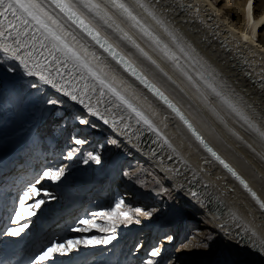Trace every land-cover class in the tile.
<instances>
[{
    "label": "bare ground",
    "instance_id": "1",
    "mask_svg": "<svg viewBox=\"0 0 264 264\" xmlns=\"http://www.w3.org/2000/svg\"><path fill=\"white\" fill-rule=\"evenodd\" d=\"M223 1L159 0L157 3V0H145L146 3L154 5L157 16L164 20L170 30L181 38L182 42L185 44L191 43L200 56L208 61L221 73L222 78L231 84L239 97H243L241 106L252 120L264 130V33H260L264 30V0H231L225 8H220ZM45 3H47V0H45ZM229 9L232 11L229 12ZM141 18L146 23L151 24V21L146 17L141 16ZM121 26L137 39V42L145 48V51L152 55L175 81L174 84L171 82L162 83L159 80L154 82L169 96V99L177 103V107L181 109L212 148L244 178L261 199H264V140H261L238 117L222 106L197 80L201 90L209 98V104L205 105L196 89L173 68L171 63L165 62L148 48L135 34L134 30L128 28L126 24ZM156 31L163 40L167 41V37L163 36L158 29ZM118 50L123 51L125 55L128 51H131L127 48H118ZM97 51L102 50L97 49ZM177 54L179 55V53ZM3 56L4 53L0 52L1 59H3ZM108 62L117 70V83L122 90L126 85L120 83L121 79L127 80L136 87L138 98L133 99V103L144 111L161 135L172 144L176 151L173 152L162 139L158 138L155 133L148 131L142 123L137 124L134 116L129 119V114L125 109L116 108L109 104L107 96L102 98L93 96L91 103L110 121L114 118L118 122L116 130H113L110 124L106 125L102 120L88 115L87 110L80 105L68 102L66 106L78 113H84L87 119L97 127L106 133L110 132L113 137L117 138V142L119 141L125 150L123 157L134 156L140 159L143 166L160 175L162 177L161 184L170 187L180 205L199 211L201 219L205 221L207 227H213L219 235L218 238L225 240L233 250L235 255L233 264H264V256L249 248L238 246L235 238L225 236L224 232L219 229L222 221L217 220L210 212V210L214 211L216 208H219L220 212L223 213H227L230 209L236 211L245 220L252 222L257 231L264 235V216L261 215L255 202L252 201L248 193L231 174L203 150L170 109L153 97L147 89L134 81L127 73L123 72V69L119 65H115L110 57ZM179 62L195 80L196 69L187 66L182 57ZM8 65L16 68L17 75L22 77L26 85L35 84L37 86L36 88H29L24 95L35 93L36 96L44 95L66 100L50 86L44 85L38 78L24 75V70L18 63L5 62V66ZM55 71L56 67L53 66V72L55 73ZM61 71L65 73L67 79V70L61 69ZM17 103H19L18 100ZM21 105L17 113L6 109L3 112L4 117L0 120V177L4 175L0 179V183H5V186L11 190L7 193H0V215L5 217H9L14 212V199L17 189L28 185L27 181L36 175L34 174L35 170L29 172L30 164L28 162L22 165L23 160H19L12 171H10V168L13 163L11 165L10 163L16 160L17 157L19 159L25 148L30 150L29 155L25 157L28 159L34 158L32 153L33 150L36 152V147L41 146L42 149V137L38 130L42 117L49 113L41 114L38 106L23 102V99ZM212 108L223 118L222 121L210 110ZM106 109L111 110L107 111ZM125 125H127L126 128ZM121 129H123V132H121ZM50 146L53 145L50 144ZM44 161L45 159L39 160L38 167H36L37 171ZM15 170L20 171L16 172ZM15 173H18V175L16 176ZM101 176L113 177L111 169L105 168L99 178ZM108 181L95 182L90 187L91 190L84 187L76 193L65 191L55 195L58 198L55 201L56 206L61 207L62 204L64 205L61 215H57L55 218L51 217V220H56L63 216L56 229L59 232H55V236H61L64 230L82 216V207L88 197L92 195V189L93 191H99L96 193V195H99L105 193L102 189L109 190L112 187L110 184H106ZM37 185H43L44 187L46 179ZM13 190L16 191L13 193ZM191 191H196L200 195L207 208L202 207L198 201L191 197ZM152 192V195L157 197L158 192L156 190ZM31 201H24L25 210L21 208V200L20 202L17 201L20 216L14 219L17 220V223L12 222L10 224L13 227L12 229L14 227L16 229L26 221L35 218L34 215H30L32 211L26 206ZM221 203L223 207H220ZM102 205L104 204L99 205L98 203L96 208ZM180 208H172L163 219L153 223L155 230H149L147 233L149 240L150 238L157 239L159 244H155L154 248L159 249V257L161 258L165 257L167 259L170 257L171 247L169 245L171 242L168 241L167 237L172 234L171 229L177 227L175 215ZM10 225L6 223V219L0 218V230L5 229L7 226L10 227ZM53 228H49L50 230L46 232L36 231L35 239H31L24 244L26 246L25 250L31 252L35 248L34 242L41 244L42 240H46V237L50 235ZM236 231L240 230L236 229ZM24 238L22 232L19 236L4 237L0 242V256L7 246L12 247L18 244V248H11V251H8L9 253L6 251L5 257L9 260L10 256L18 253L17 250L23 245L20 243ZM127 239L124 237V239L118 241L113 249L124 245ZM6 240L7 242H5ZM88 248V246L85 247L79 244V250H77V246H74L72 251L65 256L68 258L62 259L61 264L107 263V261L100 262L99 259L102 257L98 255L94 256L97 260L83 255V253L88 252ZM140 250L144 251V248L138 249V251ZM176 254L178 259L180 257L178 256L179 253L176 252ZM138 256L140 257V255ZM25 258L26 261L23 264H28L30 256H26V252L21 254V257L13 264H21Z\"/></svg>",
    "mask_w": 264,
    "mask_h": 264
},
{
    "label": "snow or ice",
    "instance_id": "2",
    "mask_svg": "<svg viewBox=\"0 0 264 264\" xmlns=\"http://www.w3.org/2000/svg\"><path fill=\"white\" fill-rule=\"evenodd\" d=\"M158 2L159 0H157ZM141 16L150 20L151 24L146 23ZM122 24H126L128 28L134 30L140 40L162 60L171 63L173 68L196 89L205 105L209 104V98L201 90L200 84H203L204 88L231 114L238 117L248 129L264 140V130L252 120L241 106L243 97H239L231 84L200 56L191 43L182 42L181 38L170 30L164 20L157 16L154 5L146 3L145 0H47V3L45 0H0V52L4 53L3 59L0 60V92L7 91L12 101H16L20 98V94L24 93L26 86L22 77L17 75L16 68L11 65L5 66L7 61L18 63L23 68L24 75L38 78L44 85L50 86L56 93L66 98V100H61L58 97L26 93L22 98L23 102L38 106L41 114L55 112L65 125L77 124L95 128L96 125L84 115L66 108V104L72 102L86 109L88 115L102 120L106 125L110 124L113 130H116L118 122L114 118L110 121L91 103L93 96L101 98L107 96L109 104L125 109L129 114V119L134 116L137 124L142 123L148 131L155 133L175 152L176 149L161 135L152 120L133 103V99L138 98L136 87L124 79H121L120 83L126 87L122 90L118 86V72L108 62L110 57L115 65H119L123 72L147 89L153 97L175 114V117L187 128V131L203 150L239 182L258 206L261 215L264 216V199H261L249 187L248 183L213 150L192 122L177 107V103L169 99V96L154 82L159 80L162 83H175L168 72L161 67V64L145 51L137 39L121 26ZM156 29L167 37V41L161 38ZM118 48H127L131 51L125 55ZM97 49L102 51L98 52ZM181 57L187 66L196 69L195 80L180 64ZM53 66L56 67L55 73ZM61 69L67 70V79ZM197 80L200 84L197 83ZM27 87L36 88L37 86L29 84ZM58 109L63 110L58 111ZM106 110L110 111L111 109ZM210 110L222 121L223 118L214 108ZM124 127L126 128L127 125ZM73 142L75 145L83 146L87 140L74 137ZM108 142L119 146L115 139H109ZM75 151L76 149L70 150L67 158L70 159ZM89 160L97 165L101 163L100 155L96 153H88L84 162L88 163ZM64 176L63 168L45 170L41 174V177L54 183L60 182ZM39 182L40 177L36 180L37 184ZM40 195V189L32 187L21 200L22 210H25L24 201L32 200L33 196L39 197ZM43 195L49 199H55L47 191ZM190 195L202 207L207 208L196 191H191ZM44 203L43 199H36L27 207L39 209ZM121 204L122 202L118 203L116 207L119 208ZM220 207H223L222 203ZM210 212L217 220L222 221L219 229L224 232L225 236L235 238L238 246L249 248L264 256V235L257 231L252 222L245 220L238 212L231 209L227 213L220 212L219 208L214 211L210 210ZM30 215H35V212ZM100 215H108L111 218V214ZM121 215L125 218L128 217L127 213H121ZM16 216L19 217L20 213L17 212ZM13 223H17V220H13ZM79 225L82 227L70 226L68 230L86 232L91 227H96L94 221L85 219L79 220ZM27 227L28 224L25 223L16 229H8L3 235L19 236L21 230ZM236 229L240 231H236ZM111 231H115V229L113 228ZM115 238V236H109L105 240L93 238L83 242L53 239L30 260L29 264H45V262L55 264L57 256H67L74 246H77V250H79L80 243L87 247L89 244H108ZM167 239L171 240L172 237L169 236ZM202 246L207 248L209 245L203 243ZM150 255L152 257L159 256V249H152ZM0 264H6V262L0 259ZM145 264H155V262L147 260ZM221 264H228V262L223 261Z\"/></svg>",
    "mask_w": 264,
    "mask_h": 264
},
{
    "label": "rangeland",
    "instance_id": "3",
    "mask_svg": "<svg viewBox=\"0 0 264 264\" xmlns=\"http://www.w3.org/2000/svg\"><path fill=\"white\" fill-rule=\"evenodd\" d=\"M230 2L231 0H224L220 8H225ZM228 11L230 12L232 10L229 9ZM260 33H264V30ZM0 60L2 59L0 58ZM25 86L24 93L29 89L26 84ZM24 93L20 94V98L17 99L19 103H17V100L13 102L8 98L9 94L6 91L0 92V120L4 117L3 112L6 109L12 110L13 113L18 112L22 106L21 100ZM66 108L76 112L67 106ZM62 110L63 109H58V111ZM79 114L87 118L84 113ZM38 132L41 134L43 149L46 151V157H38V162L40 159H45V161L38 171H36V164L31 161V158L28 159V161L22 162V165L28 162L30 164L29 172L35 170L36 172L34 174L36 175L27 181L28 185H24L17 189V194L14 199V212L9 217L7 216L8 218L3 215H0V218L6 219V223L10 225L17 217L16 213L19 208L17 201L20 202V200L29 193L32 187L40 189L41 195L39 197L33 196L32 201L28 204L30 205L33 200L36 199H43L45 203L42 204L39 209L28 207L32 212H35V218L28 222L26 221L25 223L28 224V227L21 230L25 238L22 239L20 243L23 245L17 250L18 253L10 256L9 260L8 258L5 259L6 251L9 253L11 248H18V244L12 247L7 246L6 250L3 251L0 259L3 256L4 259L2 260H4L6 264H13L21 254L26 252V246H24V244L28 243L31 239H35L36 231L46 232L53 227L52 231H50V235L46 237V240H42L41 244L33 241L35 247L33 248L34 252H27L26 256L30 254V256L34 258L35 255L53 239L58 241L75 240L83 242L90 241L93 238L96 240H105L109 236H115L116 238L108 244L88 245V252L83 253V255L88 256V258H95L94 256L98 255L102 257L99 261H107L106 264H145L147 260H153L155 264H221L223 261H227L228 264L234 263L235 255L231 247L227 245L225 240L218 238L219 235L213 227H207L205 221L201 219L199 211L194 208H187L180 205L170 187L166 184H161L162 177L153 173L146 166H143L140 159L134 156L123 157L125 153L122 147L123 145H120L119 141V146L108 142L109 139L117 140L110 132L106 133L97 126L92 128L77 124L65 125L55 112H49L42 117ZM74 137L86 139L87 143L83 146L75 145L73 142ZM50 144L53 146H50ZM39 148L41 149V146L35 148L36 152ZM72 149H76V151L69 159L67 157L69 151ZM24 150V152L30 153L29 149L25 148ZM88 153L99 154L101 163L97 165L91 160L85 163L84 161L87 159ZM16 159H18V157ZM14 161L15 160H13L10 165L14 163ZM57 168H63L65 171V176L62 177L60 182H50L46 178L41 177L43 171ZM105 168L111 169L113 177L101 176V178H99V175L103 173ZM12 170H14L13 164L10 168V171ZM15 171L18 172L20 170ZM125 173H127V175H125ZM3 176L4 175H2L0 179L3 178ZM38 177H40V182L46 179V185L44 187L43 185H37L36 180ZM107 180L109 181L106 184H110L112 187L109 190L102 189L105 193L99 195H96L99 191H93L92 189V195L85 201L84 208L82 207V216L70 225L82 227L79 225V220L85 219L94 221L96 227H91L90 230L86 232H73L69 231L67 228L63 231L61 235L62 238H60L61 236H55L54 233L59 232L56 229L59 222L63 219V216H60L56 220H51V217L55 218L57 215H61L64 207L63 204L61 207L56 206L55 201L58 198L55 195L65 191L76 193L84 187H88L91 190L90 187L95 182ZM153 190L158 192L157 197L152 195ZM9 191L11 190L9 187L5 186V183H0V193H7ZM15 191L16 190H13V193ZM45 191L50 193L55 199H49V197L44 196L43 193ZM120 202H122V204L117 208L116 205ZM98 203L99 205L101 203L104 205L96 208V204ZM28 204H26V206H28ZM176 207L181 208L175 215L177 227L171 229L172 234L170 237H172V239H168V241L171 242L169 245L171 247L170 257L167 259L165 257H159L160 255L152 257L150 252L154 249L155 244L159 243L155 238H150L149 240L147 238V233L149 230H155L153 223L163 219L172 208ZM137 209L140 211L137 212ZM121 213H127L128 217L125 218ZM100 214H111V218H109L108 215ZM12 228V225H10V227L7 226L5 229H1L0 239L6 237L7 235H3V233ZM113 228L115 231H111ZM154 234L155 231L152 235L154 236ZM124 237L128 238L126 243L113 249V246L117 244L118 241L124 239ZM209 237H211V239H209ZM5 242H7V240ZM203 243H207L209 246L204 248L202 246ZM80 244L83 245V243ZM140 248H144V251H138ZM155 249L157 248L155 247ZM176 252H178V256H180L178 259L176 257ZM33 253L35 254L33 255ZM138 255H140V257ZM67 258L68 257L65 256H57L55 264H61L62 259ZM45 264H50V262H45Z\"/></svg>",
    "mask_w": 264,
    "mask_h": 264
},
{
    "label": "water",
    "instance_id": "4",
    "mask_svg": "<svg viewBox=\"0 0 264 264\" xmlns=\"http://www.w3.org/2000/svg\"><path fill=\"white\" fill-rule=\"evenodd\" d=\"M222 158V157H221ZM223 159V158H222ZM224 160V159H223ZM225 161V160H224ZM226 162V161H225ZM227 163V162H226ZM229 164V163H228ZM230 165V164H229ZM231 166V165H230ZM232 167V166H231ZM233 168V167H232ZM234 169V168H233ZM235 170V169H234ZM236 171V170H235ZM237 172V171H236ZM238 173V172H237ZM239 174V173H238ZM240 175V174H239ZM241 176V175H240ZM242 177V176H241ZM243 178V177H242ZM244 179V178H243ZM238 182V181H237ZM239 183V182H238ZM240 185V184H239ZM241 186V185H240ZM242 187V186H241ZM250 187V186H249ZM243 188V187H242ZM251 188V187H250ZM252 189V188H251ZM253 190V189H252Z\"/></svg>",
    "mask_w": 264,
    "mask_h": 264
}]
</instances>
